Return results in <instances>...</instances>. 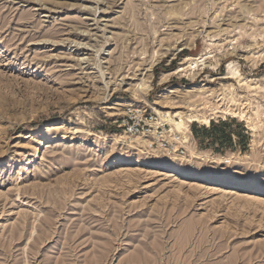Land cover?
<instances>
[{
  "label": "rangeland",
  "instance_id": "1",
  "mask_svg": "<svg viewBox=\"0 0 264 264\" xmlns=\"http://www.w3.org/2000/svg\"><path fill=\"white\" fill-rule=\"evenodd\" d=\"M128 105L246 151H144ZM0 264H264V0H0Z\"/></svg>",
  "mask_w": 264,
  "mask_h": 264
},
{
  "label": "built area",
  "instance_id": "2",
  "mask_svg": "<svg viewBox=\"0 0 264 264\" xmlns=\"http://www.w3.org/2000/svg\"><path fill=\"white\" fill-rule=\"evenodd\" d=\"M166 118L148 106L128 105L115 124L125 138L137 140L136 145L144 151L183 154L186 147L183 133L173 129ZM189 135L192 137L190 130Z\"/></svg>",
  "mask_w": 264,
  "mask_h": 264
},
{
  "label": "bare ground",
  "instance_id": "3",
  "mask_svg": "<svg viewBox=\"0 0 264 264\" xmlns=\"http://www.w3.org/2000/svg\"><path fill=\"white\" fill-rule=\"evenodd\" d=\"M208 58H209V56L207 55V54H201L198 58H196V59H192V58H188V57H186L185 59H184V62H183V64H181V66L177 69V70H174V72L172 73V74H178V73H186V72H188V71H194V69L196 68V67H198V66H204L205 65V63L207 62V60H208ZM172 74H168V75H172ZM228 74L230 75H232L233 76V78H235V79H242L241 78V75L238 73V72H236V71H234V70H232V67L230 66V64H229V66H228ZM168 75H163L162 77H166V76H168ZM99 77V76H98ZM224 78H229L228 76H226V77H224ZM165 80H164V78H162V81L161 82H164ZM139 85V84H138ZM138 88L140 89V90H142V91H145V90H147V89H149L150 88V85H140V86H138ZM137 88V89H138ZM167 91L166 90H164V91H162V94H164V93H166ZM169 92V91H168ZM167 92V93H168ZM218 114H221V112H217ZM222 114H224V113H222ZM226 114V113H225ZM166 115V117H170L169 116V113H167V114H165ZM172 115V114H171ZM178 114H175V115H173V116H177ZM187 116H191V114L190 115H187ZM187 116H186V118L185 119H181V118H179V121L178 122H174L173 120H171V119H169L168 120V123H173V126H174V128L177 130V131H180V132H182L183 133V137H184V141L186 142H190V140L192 139V137L189 135V129H188V127H189V124L190 123H193V122H197V119H196V116L194 115V116H191V118L189 119V118H187ZM174 118V117H173ZM187 119V120H186ZM202 120V122H204L205 124H208L209 123V120H207V119H204L203 117L201 118ZM192 141H193V139H192ZM138 143V142H137ZM136 144V143H135ZM190 155L193 157L192 158V160H194V162L195 161H200V162H204L205 163V165L206 166H209V164H208V162H205V161H201V160H199L198 159V156H196L191 150H190ZM163 161V160H162ZM171 161V160H170ZM174 160H172V162H173ZM193 162V163H194ZM193 163H192V165H193ZM163 164H165V165H167V164H170L169 162H166V163H164L163 162ZM191 164V163H190ZM161 165V164H160ZM175 166H178L177 164H175ZM168 167V166H167ZM184 166H183V163H182V165H179L178 167H176V170L178 171V172H184V171H186V170H183L184 168H183ZM197 177L199 178V179H201V180H203V181H207V182H211V181H215V179H211V177H208V176H205V175H197ZM224 188H233V189H239V188H241L242 189V186L241 185H239V184H235V183H231V182H219ZM249 190H252V191H256V189H249Z\"/></svg>",
  "mask_w": 264,
  "mask_h": 264
},
{
  "label": "trees",
  "instance_id": "4",
  "mask_svg": "<svg viewBox=\"0 0 264 264\" xmlns=\"http://www.w3.org/2000/svg\"><path fill=\"white\" fill-rule=\"evenodd\" d=\"M191 133L193 138L202 143L205 139H209L210 146L217 145L218 148H231V124L220 123L216 124L210 122L209 129H198L197 127H191ZM240 145L242 152L246 151L247 138L242 135L241 130L236 127V131L233 133Z\"/></svg>",
  "mask_w": 264,
  "mask_h": 264
},
{
  "label": "crops",
  "instance_id": "5",
  "mask_svg": "<svg viewBox=\"0 0 264 264\" xmlns=\"http://www.w3.org/2000/svg\"><path fill=\"white\" fill-rule=\"evenodd\" d=\"M209 125H210V123L206 126V129H209ZM244 128H245L244 130L243 129L241 130V133H242V135L243 134H246L247 135L246 127H244ZM231 131L234 133L236 131V128L233 127V126H231ZM233 133L231 134V148H235V149L238 148V149H240V145H239V142H238V138H236V136ZM192 138H193V136H192ZM204 141L209 143V139H205Z\"/></svg>",
  "mask_w": 264,
  "mask_h": 264
}]
</instances>
